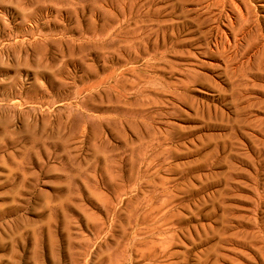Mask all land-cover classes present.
<instances>
[{"label":"rangeland","instance_id":"374dc122","mask_svg":"<svg viewBox=\"0 0 264 264\" xmlns=\"http://www.w3.org/2000/svg\"><path fill=\"white\" fill-rule=\"evenodd\" d=\"M36 4H0V264H264V0Z\"/></svg>","mask_w":264,"mask_h":264},{"label":"bare ground","instance_id":"6f19581e","mask_svg":"<svg viewBox=\"0 0 264 264\" xmlns=\"http://www.w3.org/2000/svg\"><path fill=\"white\" fill-rule=\"evenodd\" d=\"M0 4H7L10 8H15L18 11H20V13H24L21 10H26V11L29 10L28 14L24 13L28 17H30L31 15H35V14L41 13V11H42V7L40 6V4L39 5L36 4V0H0ZM24 24H25V21L21 20L20 22L15 24V26L16 27H20V26H23ZM4 25L5 26H9L10 24L8 22H5ZM30 25L32 27L33 26L35 27L36 24L35 23H30Z\"/></svg>","mask_w":264,"mask_h":264}]
</instances>
